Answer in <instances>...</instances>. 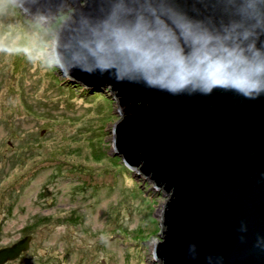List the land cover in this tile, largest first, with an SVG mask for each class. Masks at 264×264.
Returning <instances> with one entry per match:
<instances>
[{
    "label": "water",
    "instance_id": "1",
    "mask_svg": "<svg viewBox=\"0 0 264 264\" xmlns=\"http://www.w3.org/2000/svg\"><path fill=\"white\" fill-rule=\"evenodd\" d=\"M14 1L41 18L71 9L55 35L58 68L64 75L61 65L68 68L73 83L113 92L120 115L112 129L115 154L167 196L154 242L159 264H264V93L248 99L214 88L204 95L189 84L172 95L139 74L118 82L114 67L91 74L68 67L79 42L106 24L140 23L174 38L191 24L213 44H255L264 59V0ZM31 239L1 247L0 264L17 259Z\"/></svg>",
    "mask_w": 264,
    "mask_h": 264
},
{
    "label": "rangeland",
    "instance_id": "2",
    "mask_svg": "<svg viewBox=\"0 0 264 264\" xmlns=\"http://www.w3.org/2000/svg\"><path fill=\"white\" fill-rule=\"evenodd\" d=\"M70 11L41 18L0 0V247L32 235L9 264H159L167 196L115 154L113 92L58 68Z\"/></svg>",
    "mask_w": 264,
    "mask_h": 264
},
{
    "label": "clouds",
    "instance_id": "3",
    "mask_svg": "<svg viewBox=\"0 0 264 264\" xmlns=\"http://www.w3.org/2000/svg\"><path fill=\"white\" fill-rule=\"evenodd\" d=\"M180 28V36L174 38L140 23L131 29L106 24L103 33L93 29L90 39L79 42L68 67L89 74L97 67L101 72L114 67L118 82L139 74L147 86H159L172 95L189 84L204 95L214 88L236 90L248 99L264 93V59L259 49L253 51L255 44H213L212 36L194 30L191 24ZM244 39H249L247 32ZM61 67L67 75L68 68Z\"/></svg>",
    "mask_w": 264,
    "mask_h": 264
},
{
    "label": "flooded vegetation",
    "instance_id": "4",
    "mask_svg": "<svg viewBox=\"0 0 264 264\" xmlns=\"http://www.w3.org/2000/svg\"><path fill=\"white\" fill-rule=\"evenodd\" d=\"M22 237H23V236H22ZM22 237H19V238H18V239H16L15 241H13V242H10V243H7V244H6V245H4V246L11 245V244H13L14 242H16L17 240H19V239H20V238H22ZM4 246H2V247H4ZM0 248H1V247H0ZM24 252H25V251H24ZM24 252H22V253H21V255H20L18 258H20V257L23 255V253H24ZM18 258H17V259H18ZM17 259H16V260H17ZM14 261H15V260H14ZM11 262H13V260H9V261H7L5 264H9V263H11Z\"/></svg>",
    "mask_w": 264,
    "mask_h": 264
}]
</instances>
